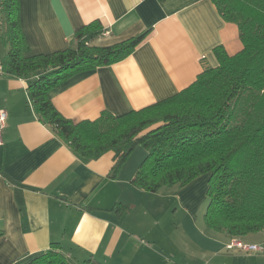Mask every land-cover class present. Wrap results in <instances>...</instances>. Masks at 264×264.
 Segmentation results:
<instances>
[{"label":"crops","instance_id":"obj_1","mask_svg":"<svg viewBox=\"0 0 264 264\" xmlns=\"http://www.w3.org/2000/svg\"><path fill=\"white\" fill-rule=\"evenodd\" d=\"M30 54L72 46L75 33L99 20L107 46L149 31L125 59L71 75L51 99L67 118L121 115L177 94L206 66L217 46L244 48L237 23L212 0H19ZM7 26L0 27V62ZM30 79L0 77V109L8 111L0 145V264H26L58 242L71 264H264V254L229 249L234 236L208 228L209 174L184 186L146 191L133 183L139 165L116 176L114 151L86 160L40 121ZM208 202V203H207ZM244 240L259 243L264 231Z\"/></svg>","mask_w":264,"mask_h":264},{"label":"trees","instance_id":"obj_2","mask_svg":"<svg viewBox=\"0 0 264 264\" xmlns=\"http://www.w3.org/2000/svg\"><path fill=\"white\" fill-rule=\"evenodd\" d=\"M220 14L238 24L244 48L230 55L214 51L217 66H206L197 79L175 95L121 115L103 111L96 119L76 121L54 105L50 92L76 72L113 64L131 55L149 31L121 42L92 45L103 34L99 20L77 30L75 42L49 54H30L20 22V1L1 0L8 52L6 73L30 79L31 104L80 157L116 154L114 177L132 151L147 154L133 183L157 192L184 186L209 174L208 228L244 237L264 231V0H212ZM26 264H71L58 242Z\"/></svg>","mask_w":264,"mask_h":264},{"label":"built area","instance_id":"obj_3","mask_svg":"<svg viewBox=\"0 0 264 264\" xmlns=\"http://www.w3.org/2000/svg\"><path fill=\"white\" fill-rule=\"evenodd\" d=\"M0 0V27L2 26V6ZM5 74L2 63L0 62V77ZM8 119V111L6 109H0V145L4 144L3 133L6 128ZM229 249H236L244 252H257L264 254V240L259 243L248 242L242 237L234 236L231 242L227 245Z\"/></svg>","mask_w":264,"mask_h":264},{"label":"rangeland","instance_id":"obj_4","mask_svg":"<svg viewBox=\"0 0 264 264\" xmlns=\"http://www.w3.org/2000/svg\"><path fill=\"white\" fill-rule=\"evenodd\" d=\"M147 154V150L142 146V145H138L130 154V156L128 157L127 161L125 162V164L129 161V164L132 165H140V163L142 162V160L144 159V157ZM207 175V174H205ZM208 202H209V198H208ZM207 202V203H208Z\"/></svg>","mask_w":264,"mask_h":264}]
</instances>
